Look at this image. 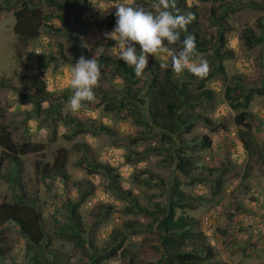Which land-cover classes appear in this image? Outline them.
<instances>
[{
    "label": "rangeland",
    "instance_id": "374dc122",
    "mask_svg": "<svg viewBox=\"0 0 264 264\" xmlns=\"http://www.w3.org/2000/svg\"><path fill=\"white\" fill-rule=\"evenodd\" d=\"M249 1L222 2L230 7L227 9L229 13L226 24L232 30L225 33L227 43L220 47L219 51L222 53L229 49L233 54L220 59L214 54L213 47L200 53L201 57L208 60L211 70H214L213 77L204 87L212 88L213 93L210 100L203 101L194 109L191 117L200 119L196 120L198 122L194 123L191 131L184 135L185 139L193 141L200 140L202 135H207L211 145L203 150L187 153L194 157L202 180L186 187L188 193L196 198L197 203L193 209H186L183 213L192 218L196 230L201 231L204 242L214 248L215 259L225 260L228 264H264V163L257 155H254L253 160H248L247 153L239 143L234 123V116L239 110L229 107L224 96L225 87L240 74L259 84L264 79V44L247 48L241 38L242 32L249 27L258 33L259 20L264 18V0H254L259 5L257 8L249 6ZM93 2L107 9L114 4L108 0H93ZM93 2L88 0L86 9L75 25L76 31L72 32L69 23L64 26L61 20L54 17L50 22L48 21V24H55V29L50 32L42 29L40 35L42 42L38 39L32 40L21 49L20 55H17L15 48L16 39L13 31L15 17L11 11L0 15V106L3 108L1 121L8 124L14 141L21 142L26 139L42 147L38 153L20 156L22 162L20 170L15 163L8 159L4 160L0 169V202L22 201L37 206L42 214L43 229L51 238L50 249L59 252L61 261L70 259L73 262L71 264H81L78 259L81 255L80 248L75 249L73 244L58 231L64 223H68L65 197L71 202H77L78 187L92 188V194L78 209L84 227L82 237L93 242L99 250L109 245L111 232L120 230L127 236L125 247L136 259L155 261L160 256L159 251L153 248L157 245L155 241L157 234L145 228L151 224L153 218L139 212L128 213L126 208L130 206V201L121 197L111 186V177L102 172L88 174L79 164L85 153L83 146L86 145L95 161L109 163L117 169L120 188L131 191L142 206L149 208L154 207V201L158 198H162L161 202L163 201L165 186L171 183L173 176L172 167L160 163L162 155L148 156L145 162L136 163V167L126 164L127 138L143 126L136 125L130 117H127V122L124 123L116 118V113L104 109L102 104L98 105L104 91L116 95L114 99L106 98L104 104H108L109 101L117 104L125 88V80L121 76L113 75L112 72L101 73L99 86L94 89L95 102L85 103L84 107L75 114L67 107L72 94V90L67 88L70 84L71 68L74 65L61 58L58 44H62L61 52L67 55H70L75 45L85 48L86 59L94 58L99 54H103L108 59H119L116 47L108 45L111 39H106L104 36L105 32H111L114 28L106 24L105 11L95 6ZM119 2L122 3L123 0ZM153 2L154 0H133L134 5L146 10L150 9ZM208 4L218 6L219 1L185 0L186 10L196 6L194 15L202 35L212 39L215 44V30L219 26L209 17L206 9ZM57 28L60 31H57ZM69 33L77 35L79 41L73 43L72 37L67 35ZM169 48L176 52L175 48ZM43 52H47L43 60L46 65L43 66L40 60L34 65L36 60L34 54ZM152 60L157 63L158 72L162 76L165 69L160 67L161 60L150 55L149 65ZM164 60L167 61L169 68L170 58L165 56ZM221 66L223 70H220ZM189 74L187 71L183 73L188 79ZM39 80H46L45 89L53 91L50 101L55 100L60 103L58 109L60 119L55 123L54 135H52L53 122L44 111L36 119L27 120L30 129L28 133H24L22 121L27 117L29 108L18 101V94L20 90L28 93L37 91ZM197 82L198 80L189 81L188 89L193 94L197 92ZM136 88L140 89L137 96L143 98L145 83L142 79L131 88V91ZM62 92H67L68 97H60ZM42 105L44 106L45 103ZM248 112H251L254 124L262 126L261 133L264 137V96L255 97ZM204 118H208V122L215 126L222 123L224 127L213 130L211 125L200 121ZM69 119H73V125L78 122L83 127V132L75 134L74 138L65 136L74 128L68 123ZM93 121L105 124L109 127V131L95 130L93 127L96 125H91ZM92 130L97 131V134H93ZM155 141V139L142 141L134 146V150L144 151L147 145L152 146ZM60 148L67 152V160L63 171L56 174L51 169ZM36 161L40 164L44 162L48 164L46 175L41 174V168L35 169ZM219 165L225 167L228 175L234 176L235 179L225 181L221 190L216 193L217 175L208 174L206 168ZM143 167L147 169V176L151 174L153 179L149 181L133 179ZM26 195L27 197L23 199ZM34 198L38 202H35ZM237 205L240 207L235 211ZM106 206L111 207L108 217L101 222L96 221V215L100 211L106 212ZM125 222H134L137 229L133 231L125 228ZM220 230L224 232L221 233ZM4 234L11 249L5 258L0 259V264L30 263L33 251L26 252L27 239L22 237L13 225H7ZM228 240L231 243H227ZM37 254L39 257H44L40 251H37ZM41 262L44 264L43 260ZM111 262L123 264V258L116 257Z\"/></svg>",
    "mask_w": 264,
    "mask_h": 264
},
{
    "label": "trees",
    "instance_id": "16d2710c",
    "mask_svg": "<svg viewBox=\"0 0 264 264\" xmlns=\"http://www.w3.org/2000/svg\"><path fill=\"white\" fill-rule=\"evenodd\" d=\"M108 1L112 3L119 2V0ZM212 1H219L218 6H214L213 4L206 5L209 17L212 18L215 24L218 23L219 26L215 30L216 43L214 44L212 39L202 35L196 17L188 25V33H181V40L187 34H193L199 53L206 52L213 47L216 57L222 59L227 55L231 56L233 54L229 49L222 53L219 51L220 47L227 43L225 33L232 30L226 24V17L229 13L227 9L230 7L222 4V2H226L227 0ZM176 2L182 14H186L187 12L195 14L196 6H192L186 10L185 0H176ZM87 4L88 0H0V15L9 11L13 13L15 17L13 27L16 39L15 48L17 55H20L21 49L25 48L32 40L38 39L42 42V37L40 36L42 29L48 32L55 29V24H48V21L50 22L54 17L61 20L64 26L69 23L72 32L76 31L75 25L86 9ZM248 4L253 8L259 7L254 0H250ZM103 9L107 16L106 24L115 28L117 19L114 15L115 7L108 9L104 7ZM263 19L259 20L258 33L250 27L242 32L241 38L247 48L264 44ZM57 31L60 30L57 28ZM67 35L70 38L72 37L73 43L79 41L77 35H72L71 33ZM58 45L60 47L59 53L61 58L71 65H75L80 56L85 57L86 55L85 48H79L75 45H73L74 48H72L70 55H67L61 52L63 49L62 44ZM108 45L115 48L116 42L109 40ZM168 47L175 48L177 52L180 50L181 45H168ZM46 55L47 52L34 54V58H36L34 65H36L37 60H40L42 61V65L45 66L46 64L43 60ZM27 56H30V54H27ZM96 59L100 65L102 74L112 72L113 75H119L125 80V88L119 96L117 104H114L113 101L104 104L106 98L114 99L116 97V95L104 91L102 94L103 98H100L98 105L102 104L104 109L116 113V118L124 123L127 122L126 118L130 117L132 121L136 122V125L143 126V128L136 129L132 136L127 138L125 146L128 148L125 154L127 163H125L135 166L136 163L145 162L148 156L162 155L160 163L164 166H171L173 176L171 183L165 186L163 201L161 202L162 198H158L157 201H154V207L149 208L148 206H142L131 191L122 190L119 186L120 176L117 173V169L109 163L95 161L91 150L86 145L83 146L85 153L79 164L85 168L88 174L102 172L110 176L112 181L111 186L118 191L121 197L130 201V206L126 208L128 213L139 212L153 218L151 224H148L145 228L157 234L155 238L157 245L153 246V248L159 251L160 256L155 261L136 259L128 248L125 247L127 236L125 232L120 230L111 232L109 245L99 250L89 239L85 240L82 237L84 227L82 226L78 209L83 201L92 194V188L80 189L78 187L79 200L77 202H71L69 198L65 197V205L68 210V223H64L59 228L58 233L71 242L75 249L80 248L81 255L78 259L81 261V264H113L111 261L116 257L123 258V264H228L225 260L215 259L216 251L214 248L204 242L201 231L196 230L192 218L183 213L186 209H193L197 203L196 198L188 193L187 188L202 180V176H199L200 172H198L194 157L192 154L187 153L203 150V148L210 147L211 145L210 138L207 135H202L200 140L195 141L185 139L184 135L189 133L194 123L198 122L196 120L200 119L199 117L195 119L191 117L194 109L203 101L207 102V99H211L212 88L208 89L204 87L205 83L213 77L214 70H211L210 75L205 79H200L191 73L188 79L183 74L180 78H177L170 66L164 70L161 76L160 72H158L157 63L152 60L143 76L137 78L134 70L128 67L123 60L108 59L103 54L96 56ZM220 70H223L222 66ZM141 79L145 83L143 98L137 96L139 88L131 91V88ZM191 80H198L196 84L197 92L195 94L188 89L189 81ZM46 86V80H39L37 91L33 93L24 92L23 90L19 91L18 101L29 108L27 110V117L22 121L24 133H28L30 129V124L27 120L36 119L44 111L53 122L52 135L55 134V123L60 119V111L58 110L60 103L55 100L50 101L53 91H47L45 89ZM67 89L72 90L70 86ZM66 93L62 92L60 97L67 98L68 95ZM224 96L229 107L239 110L234 116V123L239 143L247 153L248 160H253L254 155H257L264 163L262 126H256L251 112H248L253 99L264 96V79L259 84L240 74L225 87ZM42 103H45V105L43 106ZM2 114L3 108L0 106V169L4 160L8 159L15 163L16 166H19L17 169L20 170L22 164L20 156L38 153L42 150V147L36 142L24 139L26 136L22 138L24 140L21 142L14 141L8 124L1 121ZM200 121L206 125H211L213 130H219L224 127L222 123L216 126L209 123L208 118ZM72 122L73 119L68 120V123L75 129L73 128L70 132L66 133L65 136L68 138H74L75 134L83 132V127L78 122H75V125ZM91 125H96L93 128L97 131H109V127L105 124L93 121ZM95 130H92L93 134H97ZM154 139L156 140L155 144L152 146L147 145L144 151L134 150L136 144ZM60 149L55 156L51 169L56 174L63 171L62 169L67 160V152L62 148ZM47 165L46 162L40 164L39 161H36L35 169L40 170L41 168V174L44 176L48 172ZM141 170L133 176V179L141 181L153 179L151 174L147 176V169L145 167L141 168ZM226 170L222 165L206 168L208 174L217 175V179L215 180L216 193L221 190L225 181H233L235 179L234 176H229ZM159 182L162 183L161 180ZM26 197L27 195L23 196V199ZM34 201L38 202L36 198H34ZM239 207L237 205L235 211ZM110 211L111 207L106 206V212L100 211L96 215V221L101 222L105 220ZM7 225H13L19 234L27 239L26 252L33 251L31 261L28 264H42V260L44 264L73 263L70 259L61 261L59 252L50 249L51 238L48 237V233L43 229L42 214L37 206L34 207L22 201L7 202L5 200L0 202V259L5 258L11 249L4 234ZM124 225L129 230L134 231L137 229L134 222H125ZM220 232L223 233L224 230H220ZM229 241L227 243H231ZM37 251L42 252L44 257H39ZM223 257L225 256L223 255Z\"/></svg>",
    "mask_w": 264,
    "mask_h": 264
},
{
    "label": "clouds",
    "instance_id": "9594fccd",
    "mask_svg": "<svg viewBox=\"0 0 264 264\" xmlns=\"http://www.w3.org/2000/svg\"><path fill=\"white\" fill-rule=\"evenodd\" d=\"M110 7H115L116 26L104 36L116 41L118 58L134 70L137 78H141L148 68L150 55L161 60L162 69L168 67L164 57L170 58L171 69L177 78L185 71L200 79L210 75V64L201 57L195 36L187 34L181 40V33H188V25L195 20V15L192 12L181 14L176 0H154L148 10L134 5L133 0H123ZM176 44L181 47L174 53L168 45ZM100 79L101 69L96 57L80 56L71 68L69 86L72 94L67 105L70 112L75 114L85 103L95 102L94 89L99 86Z\"/></svg>",
    "mask_w": 264,
    "mask_h": 264
}]
</instances>
